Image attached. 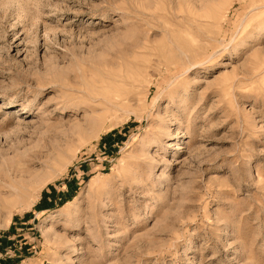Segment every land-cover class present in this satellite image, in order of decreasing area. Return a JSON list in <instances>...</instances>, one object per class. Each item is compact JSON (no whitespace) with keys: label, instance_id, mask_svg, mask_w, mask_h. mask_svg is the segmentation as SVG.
Wrapping results in <instances>:
<instances>
[{"label":"rangeland","instance_id":"1","mask_svg":"<svg viewBox=\"0 0 264 264\" xmlns=\"http://www.w3.org/2000/svg\"><path fill=\"white\" fill-rule=\"evenodd\" d=\"M0 264H264V0H0Z\"/></svg>","mask_w":264,"mask_h":264}]
</instances>
